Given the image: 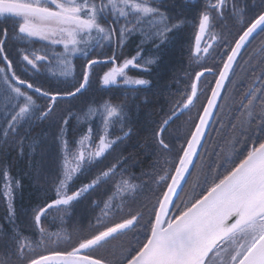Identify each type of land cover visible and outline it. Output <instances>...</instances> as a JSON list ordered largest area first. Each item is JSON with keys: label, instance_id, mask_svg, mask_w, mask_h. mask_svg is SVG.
<instances>
[{"label": "snow or ice", "instance_id": "obj_1", "mask_svg": "<svg viewBox=\"0 0 264 264\" xmlns=\"http://www.w3.org/2000/svg\"><path fill=\"white\" fill-rule=\"evenodd\" d=\"M190 17L196 22L195 56L208 55L215 46L219 62L193 69L182 99L158 114L148 144L155 157L152 171L136 183L139 178L129 170L133 158L122 147L137 124L127 99L86 105L83 116L58 110L84 96L98 66L111 65L99 77L106 88L150 90L149 79L130 76L129 70L150 73ZM229 21H235L234 32ZM254 34L264 35V0H254L252 9L247 0H0V157L13 148L23 154L26 142L35 152L44 140L33 132L46 125L45 136L63 160L56 198L31 210L38 239L19 230L15 193L20 182L10 175V165L0 167V197L6 205L0 264H110L92 253L130 232L135 243L120 264H264V59L254 63L248 51ZM10 38L42 42L32 51L18 49V55L32 76L47 69V87L17 74ZM129 42L135 48L126 54ZM77 58L82 61L79 77ZM238 68L248 74L246 88L234 79ZM208 76L212 80L205 88ZM230 92L239 96L237 104L230 103ZM202 95L206 102L189 115V130L177 143L169 129L196 108ZM73 116L87 122L75 148L76 141L69 139ZM93 116L96 127L88 119ZM226 130L239 135L234 155L221 158L216 137ZM78 175L88 182L69 194L68 182ZM190 182L191 195L184 197ZM102 186L112 195L92 202L98 208L103 204L92 230L70 248L49 247L55 241L42 217L51 209L71 214L75 203Z\"/></svg>", "mask_w": 264, "mask_h": 264}, {"label": "trees", "instance_id": "obj_2", "mask_svg": "<svg viewBox=\"0 0 264 264\" xmlns=\"http://www.w3.org/2000/svg\"><path fill=\"white\" fill-rule=\"evenodd\" d=\"M247 2L250 9L254 8V0H247ZM255 2H258V0H255ZM251 14L252 12L249 11V15ZM195 23V20L191 17L188 19L182 32L178 34L176 42L169 45L164 53L162 61L158 65H153L150 73L129 70L130 76L149 79L151 81V85L149 86L150 90L141 91L139 93H129L123 87L106 88L100 84L99 77L104 71L111 67V65L103 67L98 66L95 69V73L91 78V84L84 96L78 97L76 100L71 101V103H62L61 108L58 110L62 112L64 109H71L74 114L83 116V114L87 112L86 105L97 107L106 100H110L115 104L121 103L127 99L129 105L136 114L137 124L135 125V131L132 137L126 140L122 147L126 149L124 155L133 158L130 160L129 170L139 178L135 181L136 183H141L146 179V177L141 175L143 172L152 171L151 165L155 157L150 155L148 144L151 142L152 128L155 127L154 121L161 118L160 115H158L161 113V110L167 112L176 100L182 99V94L190 83L189 74L193 69L199 70V65H202L193 62L194 58L192 51H190L195 43ZM234 24L235 21H229V27L232 28L233 32L235 31ZM216 30L219 32L221 31L220 28ZM41 47L42 42L40 41L28 44L27 42H21L10 38L8 42L10 59L14 61L17 74L24 79L34 81L39 86L47 87L50 78V73L47 69L42 67L38 74L32 76L31 71L25 72L23 70V62L19 59L18 55V49L32 51ZM134 48L135 42H129L126 54L132 53ZM214 48L212 56L210 57V62H212L209 65L219 62L217 56L218 49L216 47ZM57 50L59 51L62 49L58 46ZM248 51L253 52L256 58L253 61L254 63L264 59V35L254 34L251 43L248 45ZM245 55L247 56V54ZM73 63L75 72L79 77L82 61L77 58ZM0 65H2V62H0ZM237 73L238 75L234 77L237 85H239L240 81H244L243 87L246 88L248 83H250L248 74L239 68L237 69ZM211 80L212 77L208 76L204 85L205 88L208 86L207 81ZM229 88H232V85H229ZM233 91H235V89ZM229 95L231 96L230 103L237 104L239 102L238 95H232L231 92ZM204 102H206L205 96L202 95L200 99L196 101V108L193 109L191 113L185 112L183 115H180L178 119H175V123L172 124L169 132L177 137V143L182 140L185 133L189 130V115H195L196 111L201 108ZM227 118L228 116L226 115L225 120H227ZM88 119L92 121L93 127L97 126V117L93 116ZM69 130V139L77 141L81 135L86 132L87 122L78 120L73 116V118L70 119ZM110 131L114 130L110 129ZM49 132L50 130L46 125H42L34 130L33 136H39L44 140L42 145L36 147L35 152L28 147V142H26L23 148V154H20L18 148H13L7 151L3 157H0V161H2L0 167H3L4 164L10 165V175L20 182V187L17 188L15 193V208L18 216L17 224L22 234L28 236L30 239L33 237V234L37 236V231L31 221V210L38 205H44L56 198L55 186L60 178L58 164L60 165L61 159H58L56 148L45 136V133ZM237 135L239 134H233L231 131L226 130L225 133L221 134L222 138L221 136L216 137L217 142L220 144L218 151L222 152L221 158H223V156L234 155L232 144ZM239 148L240 146L237 145L236 150H239ZM206 164L207 162L205 163V173L207 172ZM197 172H199V169ZM196 178L197 174L194 173L190 179L191 181H195ZM200 179L202 181L203 173H200ZM87 182L88 179L83 175L74 177V180L69 184V193L76 190L81 184ZM2 185L3 180L0 179V192ZM196 191H199V188H197ZM191 192L192 183L190 182L185 187L182 196H190ZM111 194V192L106 193V186H102L98 190L86 194L79 202L75 203L71 214L66 217V226L69 233L68 243L57 247L70 248L79 237L87 235L96 224L95 220L98 215L96 204L92 202H100ZM48 213H50V211ZM5 216V200L0 197V223H5ZM52 221L54 223L56 218L53 217ZM49 223V216L47 214L42 217V226L45 228ZM51 228L55 230V224L51 225ZM134 235V233L130 232L127 235L117 236L115 239H111L108 242L109 245L107 247L105 246L104 249L94 252L93 255L109 261L110 264H120L125 250L135 243ZM2 252L3 249L0 248V253Z\"/></svg>", "mask_w": 264, "mask_h": 264}, {"label": "rangeland", "instance_id": "obj_3", "mask_svg": "<svg viewBox=\"0 0 264 264\" xmlns=\"http://www.w3.org/2000/svg\"><path fill=\"white\" fill-rule=\"evenodd\" d=\"M217 31V30H216ZM219 32V31H217ZM194 36H195V33H194ZM215 47V46H214ZM212 48L209 50V54L208 55H205V54H201L199 56V58H197L194 54V45L192 47V55H193V62H196L197 64H207L209 65L211 62H210V57L212 56V52L215 48ZM108 70V69H107ZM106 70V71H107ZM103 75V74H102ZM101 75V76H102ZM139 78V77H137ZM81 138V137H80ZM80 138L76 141V144H75V147L78 146V142L80 140ZM74 147V148H75ZM60 166H61V169H62V166H63V160L61 159L60 161ZM62 178V174H61V171H60V178L59 180ZM59 180L55 186V195H56V189L57 187L59 186ZM71 181L68 182V184H70ZM3 191V185L1 186V192ZM70 194V193H69ZM112 195V194H111ZM107 199V198H106ZM117 203H119V197H117ZM103 207V204L101 203V205L99 206V208L97 207L98 209V215H100V208ZM50 213H48V216H49V224L46 225L45 229L47 230V232L52 235V238L53 240L55 241L54 244H49L48 246L49 247H57L59 245H64L66 243H68V240H69V233H68V228L66 226V217L69 216V215H64L62 212H58L56 211L55 209H51L49 210ZM55 217L56 218V221L53 223L52 221V218ZM96 221V220H95ZM53 223V224H52ZM55 224V227L56 229L55 230H52L51 228V225H54ZM36 238L38 239V233H37V236ZM109 244L107 243L105 246L107 247ZM105 246L103 248H100V249H104ZM100 249L98 251H100ZM93 254V253H92Z\"/></svg>", "mask_w": 264, "mask_h": 264}, {"label": "flooded vegetation", "instance_id": "obj_4", "mask_svg": "<svg viewBox=\"0 0 264 264\" xmlns=\"http://www.w3.org/2000/svg\"><path fill=\"white\" fill-rule=\"evenodd\" d=\"M206 163V162H205Z\"/></svg>", "mask_w": 264, "mask_h": 264}]
</instances>
